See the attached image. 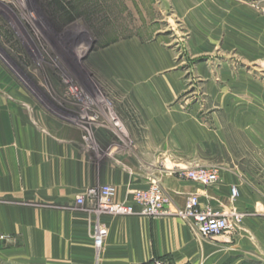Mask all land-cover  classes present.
I'll list each match as a JSON object with an SVG mask.
<instances>
[{
	"label": "crops",
	"instance_id": "obj_1",
	"mask_svg": "<svg viewBox=\"0 0 264 264\" xmlns=\"http://www.w3.org/2000/svg\"><path fill=\"white\" fill-rule=\"evenodd\" d=\"M121 3L152 13L133 26L135 34L98 56L113 74L123 134L103 113L85 136L24 86L11 84L0 65V235L7 237L0 240V261L264 264V68L213 69L202 62L264 64V0ZM160 26L171 34L150 38L146 29ZM178 27L188 30L184 42ZM202 77L215 101L208 120L195 99ZM194 165L215 169L218 181L202 186L175 173ZM153 182L175 208L197 194L201 207L226 215L232 229L207 239L175 215H110L89 199L76 202L87 189L108 186L114 202L131 203L134 191ZM99 226L107 236L96 248Z\"/></svg>",
	"mask_w": 264,
	"mask_h": 264
},
{
	"label": "rangeland",
	"instance_id": "obj_2",
	"mask_svg": "<svg viewBox=\"0 0 264 264\" xmlns=\"http://www.w3.org/2000/svg\"><path fill=\"white\" fill-rule=\"evenodd\" d=\"M121 1H0V65L9 77L6 80L24 86L42 106L73 123L85 136L96 126L94 123L88 125L82 122L100 110L98 96L110 102V110L107 105L104 107L114 117H119V106L110 87L114 82L113 74L111 70L108 71L109 66L98 60V56H103L120 38L135 34L138 29L133 26L139 20L144 22L146 16H152V13L128 11V6ZM146 30L150 38H156L163 33L168 36L172 28L160 26ZM173 30L179 31L183 42L189 36L187 29L178 27ZM155 31L156 34L153 33ZM202 62L213 69H219L224 63L233 69L242 68L257 73L264 68V64L258 61L241 59ZM186 64L191 62L187 61ZM215 78L219 82L220 76ZM206 81L202 77L200 86L196 84L195 99L202 106L201 116L208 120L209 107L214 104V100L207 95ZM191 98L187 93L185 100L193 103ZM121 125L125 132V127ZM204 162L210 164L209 160ZM84 201L79 203L76 198L78 204L82 205ZM91 201L96 208V201ZM0 264L3 263L0 261Z\"/></svg>",
	"mask_w": 264,
	"mask_h": 264
},
{
	"label": "built area",
	"instance_id": "obj_3",
	"mask_svg": "<svg viewBox=\"0 0 264 264\" xmlns=\"http://www.w3.org/2000/svg\"><path fill=\"white\" fill-rule=\"evenodd\" d=\"M175 173L179 177L186 178L202 186H209L216 183L219 179L215 169L202 165L178 169ZM110 190L108 186L91 187L87 189L85 196L79 195L77 197V202L82 203L85 198H87L94 202L96 201V209L101 206H114L117 213L113 215L118 216L141 215L159 217L175 215L188 222L201 237L207 239H214L232 229L231 220L226 215L220 214L210 207H201L198 195L194 193L186 197L182 207L175 208L158 182L151 183L149 187L144 190L134 191L131 204L129 205L114 202ZM232 194H236L235 189H232ZM107 214L111 213L108 212ZM106 236V227H97L93 233L94 246L96 248H101ZM6 238L5 235H0V240H6ZM144 264H165V262L161 259H152Z\"/></svg>",
	"mask_w": 264,
	"mask_h": 264
},
{
	"label": "bare ground",
	"instance_id": "obj_4",
	"mask_svg": "<svg viewBox=\"0 0 264 264\" xmlns=\"http://www.w3.org/2000/svg\"><path fill=\"white\" fill-rule=\"evenodd\" d=\"M98 98H99V100H98V102H97V104L99 105V108H100V110H97L96 112H94V114H92L91 115V117L90 118H87L86 119V121H84V122H82L83 124L86 122V124H90V123H93V122H96V123H98V122H100V115H101V113L103 114H105V116H106V118L107 119H109V121H111V123H112V125H113V127L116 129V131L118 132V133H121V134H123L124 133V130H123V127H122V125H121V123L117 120V118H116V116L114 117V114L113 113H111L109 110H110V102H106L105 100H101L100 98L101 97H99L98 96ZM101 100V102H99ZM95 102V101H94ZM96 103V102H95ZM105 105H107L106 107H108V109L109 110H107V108H105L104 106ZM98 109V108H97ZM88 110H90V111H92L93 112V110L92 109H88ZM114 119H116V120H114ZM149 187V186H148ZM148 187H146V188H148ZM146 188H143V189H138V190H144V189H146ZM87 191V190H86ZM85 194H86V192L84 193V194H82V195H84L85 196ZM116 203H119V202H116ZM120 203H122V202H120ZM122 204H124V203H122ZM125 204H131V203H125ZM110 207H112V208H110ZM97 210L99 211V212H103V213H111L110 215H113V214H115V213H117L116 212V208L114 207V206H109V207H106V206H101V207H97ZM105 211V212H104ZM111 211V212H110ZM106 213V214H107Z\"/></svg>",
	"mask_w": 264,
	"mask_h": 264
}]
</instances>
